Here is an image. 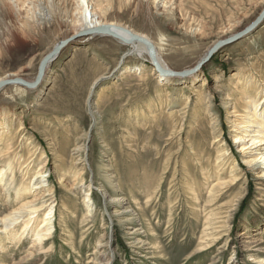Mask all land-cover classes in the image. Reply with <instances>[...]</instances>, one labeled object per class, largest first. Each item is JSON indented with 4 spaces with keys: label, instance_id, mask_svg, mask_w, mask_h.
I'll use <instances>...</instances> for the list:
<instances>
[{
    "label": "rangeland",
    "instance_id": "1",
    "mask_svg": "<svg viewBox=\"0 0 264 264\" xmlns=\"http://www.w3.org/2000/svg\"><path fill=\"white\" fill-rule=\"evenodd\" d=\"M89 3L104 22L146 35L175 72L193 69L214 42L244 30L264 8V0ZM9 4L0 3V78L31 80L56 43L72 41L49 66L40 92L0 90V171L9 173L8 161L15 178L10 199L0 185V216L20 203L15 189L42 166L57 200L45 244L52 249L25 261L32 250L26 238L7 246L0 264H94L96 243L109 233L112 264H264V181L241 164L224 108L228 97L230 110L247 114L245 101L262 98L264 18L196 72L162 77L146 60L121 59L125 49L107 37L74 38L71 4ZM139 64L140 71L123 72ZM81 145L87 159L80 165L74 149ZM90 182L101 193H90L94 211L86 217ZM108 196L124 198L137 224L122 223ZM135 225L149 247L140 262L127 234Z\"/></svg>",
    "mask_w": 264,
    "mask_h": 264
},
{
    "label": "bare ground",
    "instance_id": "2",
    "mask_svg": "<svg viewBox=\"0 0 264 264\" xmlns=\"http://www.w3.org/2000/svg\"><path fill=\"white\" fill-rule=\"evenodd\" d=\"M39 1L42 0H37V2ZM48 1H50L51 3L57 2V5H60L61 7L65 8V10L71 4L70 9L73 10L75 14L74 13L70 14L68 12L69 13L68 17L71 18L73 16V18L70 19L68 23L72 26L74 34H77L74 35V38L84 37L87 38L86 40L88 41L94 39L95 36L107 37L115 41L118 45H120L125 49L121 59L125 60L127 58H136L139 60H146L152 66L148 54V49L151 47L154 50V57L159 70L160 71L170 70L169 67L166 65V63L158 56L154 44L149 40V38L146 35L136 33L116 23L114 24V23L104 22L100 17L101 15L99 16L95 8L91 6L89 0H48ZM9 2L12 3L11 4L12 6L18 8V2H20V0H0L1 5H3L4 7H9L10 6ZM178 4L181 5V1H179ZM101 27H105L109 32L117 34L125 40H130L131 36H135L136 38H139L144 42L133 41V42L125 43L122 40L113 38L111 36L101 35L96 32L97 29ZM85 32L86 33L94 32V34L82 35ZM10 39L11 36L10 37L8 36L7 40ZM222 40L225 39L223 38L214 42L200 58L199 63H201L204 60L207 53L209 52V49L215 46L217 42ZM58 43H56V45L53 46V48L50 50L48 54L51 53V51L57 46ZM58 55L50 59L46 64L44 68V73L42 75V78L38 86L31 89H27L20 85H15V86H20L27 90L40 92L43 83L45 82L48 68L56 60ZM134 66L135 67H131V68L125 67L123 72L140 71L141 69L140 67H142V65L140 64ZM151 68H152L151 71L155 73L154 67L152 66ZM37 75H38V71H37ZM37 75H35L31 80L21 79V78L20 79L26 83L34 84L36 82ZM16 77H17L16 75L5 76L0 78V82L11 80ZM157 79L159 80L158 76ZM161 80L162 79H160V81ZM163 80L165 81V79ZM163 80L161 82H163ZM259 94H262V98L260 97V99L257 100L248 99L245 101L244 111L245 112L248 111L247 114H243V113L241 114L234 109L230 110L229 107L230 98L228 97L224 99L225 101L224 108L227 111L226 115L229 117L231 116L232 118V121H230V128H231L230 133L232 136L233 144L237 147L239 151L241 164L249 169L255 167L256 170H258L257 174L259 176L258 177L259 180L264 181V85H262L261 88L258 87L256 96H258ZM90 111L91 112L89 113L91 114V118L95 119L96 112H94V110H92L91 108ZM5 115L3 113L4 117ZM74 152L76 153V156L78 158L77 160H79V164L80 165L83 164L87 159L85 154H83L85 152V146L75 148ZM6 162L8 161H5V164L8 167L7 171L9 170L10 171L7 175L5 173L6 171H0V185H3V189L5 190V198L10 199L9 191L15 183V178L12 175L10 164ZM26 169H28L26 170L27 172L29 171L30 168L27 167ZM38 170L39 171H37L33 175L32 179L28 182L27 186H19L18 188L15 189L18 195L16 194L17 196L14 201L15 202L20 201V203L16 205L14 209H12L9 213L4 215L3 217L0 216V254L4 253V251L8 248L7 246L14 243H19L21 240H25L26 238L31 239V245L29 246V249L32 250L29 251L28 254L24 257L25 261H29V259L32 257L33 254L40 252L39 253L40 255L42 251H43L42 253H48L52 249L53 244L52 245L49 244L47 249H45V244L46 242H51V236L54 234L53 229H54V219L56 213L55 207L57 200L55 198L56 196L53 189L46 190V187L49 186L47 180L49 174L45 170V167L42 166L38 168ZM6 181H8V183ZM72 182H76V181H72ZM73 184L74 185L72 186V188L76 186V183ZM89 184L90 187L88 189V193L84 195L82 201V206L86 210V217H91L94 211V205L90 193H92V190L101 193V191H99L97 188L95 187L91 188V182ZM79 188H81L82 190V185H79ZM103 192L105 191H102V193ZM124 202L125 199L122 197H116L113 199H111L110 197L107 200V203H114L118 205L119 211L117 210L118 211L117 215H119L120 218L122 219L123 221L122 223H124L125 225L137 224L138 220L136 219L137 217L136 213L131 208L124 207ZM127 234L129 235L128 240L131 241L129 243V246L132 249H134V251L137 250L136 255L137 257L140 258L139 261L137 262H140V260H146L147 255L149 254V252L147 251L149 247L146 248L147 242L144 240L145 235L143 229L135 225L131 229V232ZM245 239H249V237H246ZM260 241L261 240L251 241L246 246V248H250L252 244H256V243L258 244L254 245L253 247L261 246L263 242ZM111 242H112V235L110 233L106 236L102 235L100 237V239L97 241L95 246L96 252L93 254L94 257L91 259L92 263L94 264L113 263L115 255H114V251L111 248L112 247ZM249 250L252 251V249ZM0 262L2 261L0 260ZM15 264H19V263H15Z\"/></svg>",
    "mask_w": 264,
    "mask_h": 264
},
{
    "label": "water",
    "instance_id": "3",
    "mask_svg": "<svg viewBox=\"0 0 264 264\" xmlns=\"http://www.w3.org/2000/svg\"><path fill=\"white\" fill-rule=\"evenodd\" d=\"M263 18H264V9L257 16V18L249 26H247L244 30H242L241 32L237 33L236 35H234V36H232L230 38H227L225 40L217 42L215 44V46H213L209 50V52L207 53V55L204 58V60L201 63L197 64L191 70L181 71V72H175V71H172V70L160 71L158 66H157V63L155 61L154 50H153V48L150 47L148 49V54H149V58L151 60L152 66L154 67L155 71L158 72V74L160 76H162V77H176V76L177 77H186V76L196 72L201 67V65H203L204 63L209 61L219 49H221L222 47H224L226 45H229L232 41H234V40H236V39H238L240 37H243V36L247 35L248 33L252 32L261 23ZM96 32L101 34V35H107V36H111L113 38L122 40L125 43H129V42H133V41H135V42H144L143 40H141L139 38H136L135 36H131L130 40H125V39L121 38L119 35L114 34L112 32H109L105 27H101V28L97 29ZM88 34L91 35V34H94V32H91V33H86L85 32L82 35H88ZM71 41H72V39H67V40H64V41H60L57 44V46L51 51V53L43 58V60L41 61L40 65L38 67V75H37V78H36V82L34 84L26 83V82L22 81L19 78H14V79H11V80H6V81H3V82H0V89L5 87V86H7V85H20V86L25 87L27 89L35 88L36 86H38L39 83H40V80L42 78V75L44 73V68H45L46 64L48 63V61L50 59H52L53 57L57 56L58 54H60L61 51L67 45H69L71 43Z\"/></svg>",
    "mask_w": 264,
    "mask_h": 264
}]
</instances>
